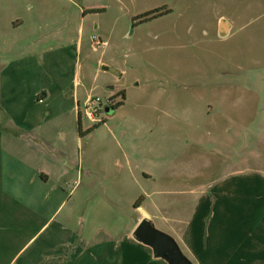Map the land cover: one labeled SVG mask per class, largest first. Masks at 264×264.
<instances>
[{
    "label": "rangeland",
    "instance_id": "374dc122",
    "mask_svg": "<svg viewBox=\"0 0 264 264\" xmlns=\"http://www.w3.org/2000/svg\"><path fill=\"white\" fill-rule=\"evenodd\" d=\"M1 1L0 61L16 36L8 17L18 13V36L32 33L46 62L50 48L58 54L59 70L45 62L43 82L59 72L71 86L76 72L98 98L93 119L80 110L77 148L93 174L70 192L90 212L85 234L102 223L123 231L135 201L148 211L153 202L154 225L182 249L173 229L195 200L188 189L225 167L264 170V0H13L11 10ZM219 17L230 24L225 36Z\"/></svg>",
    "mask_w": 264,
    "mask_h": 264
},
{
    "label": "crops",
    "instance_id": "0c3cea01",
    "mask_svg": "<svg viewBox=\"0 0 264 264\" xmlns=\"http://www.w3.org/2000/svg\"><path fill=\"white\" fill-rule=\"evenodd\" d=\"M10 2L11 10L16 4ZM9 17L16 36L0 61V264H166L130 235L143 214L151 220L158 214L153 202L151 211L133 206L137 213L123 231L102 223L84 233L93 224L84 216L90 212L76 208L70 192L82 174H93L77 153L85 137L80 110L90 95L76 72L71 86L59 72L48 74L45 84L43 49L32 33L18 36L20 14ZM217 31L229 33L225 18H218ZM48 53L46 65L59 70L58 54ZM224 169L186 191L195 200L173 231L194 264H264V170Z\"/></svg>",
    "mask_w": 264,
    "mask_h": 264
},
{
    "label": "water",
    "instance_id": "95a60500",
    "mask_svg": "<svg viewBox=\"0 0 264 264\" xmlns=\"http://www.w3.org/2000/svg\"><path fill=\"white\" fill-rule=\"evenodd\" d=\"M131 237L148 247L151 256L166 264H194L180 248L176 239L169 233L158 229L153 221L143 214L133 226Z\"/></svg>",
    "mask_w": 264,
    "mask_h": 264
},
{
    "label": "built area",
    "instance_id": "2783aa9c",
    "mask_svg": "<svg viewBox=\"0 0 264 264\" xmlns=\"http://www.w3.org/2000/svg\"><path fill=\"white\" fill-rule=\"evenodd\" d=\"M83 110L84 115L89 118L93 119V114L98 110V98L93 96H87L83 102Z\"/></svg>",
    "mask_w": 264,
    "mask_h": 264
},
{
    "label": "trees",
    "instance_id": "16d2710c",
    "mask_svg": "<svg viewBox=\"0 0 264 264\" xmlns=\"http://www.w3.org/2000/svg\"><path fill=\"white\" fill-rule=\"evenodd\" d=\"M154 12H156V11H155V10H152V11H148V12L142 14V19H146L148 16H153V15H154ZM122 94H123V93H122V91H121V92H120V95H122ZM119 103H120V102H119ZM117 104H118V103H117ZM114 107H115V106L111 105V109H113ZM77 126H78V129H79V114H78V119H77ZM88 130H90V129H88ZM88 130H86V131H88ZM137 203H138V201H135L133 206L138 205Z\"/></svg>",
    "mask_w": 264,
    "mask_h": 264
},
{
    "label": "flooded vegetation",
    "instance_id": "af4514ba",
    "mask_svg": "<svg viewBox=\"0 0 264 264\" xmlns=\"http://www.w3.org/2000/svg\"><path fill=\"white\" fill-rule=\"evenodd\" d=\"M156 12H157V10H155ZM160 12V11H159ZM158 14V12L156 13V14H154V15H157ZM153 15V16H154ZM149 17H151V16H149ZM148 18V17H147ZM220 27H221V29L223 30V28H224V26H223V24H221L220 25ZM107 104H108V106H109V108L111 109V105H112V102H111V98H109L108 100H107Z\"/></svg>",
    "mask_w": 264,
    "mask_h": 264
}]
</instances>
